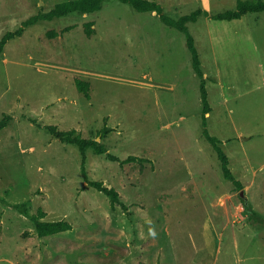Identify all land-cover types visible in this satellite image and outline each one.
<instances>
[{"label":"rangeland","instance_id":"374dc122","mask_svg":"<svg viewBox=\"0 0 264 264\" xmlns=\"http://www.w3.org/2000/svg\"><path fill=\"white\" fill-rule=\"evenodd\" d=\"M59 1L0 0V38ZM155 1L173 18L236 5ZM187 24L206 77L208 130L242 188L223 177L202 134L183 32L120 0L41 19L0 52V117L9 115L0 128V264H264V225L247 220L239 195L264 217V10ZM76 78L89 81L90 98ZM49 125L144 160L120 163L88 148L84 176L78 147ZM89 180L116 189L120 202L112 206ZM16 202L71 229L38 236Z\"/></svg>","mask_w":264,"mask_h":264},{"label":"trees","instance_id":"16d2710c","mask_svg":"<svg viewBox=\"0 0 264 264\" xmlns=\"http://www.w3.org/2000/svg\"><path fill=\"white\" fill-rule=\"evenodd\" d=\"M104 0H62L56 2L53 7L46 11H39L25 20H22L20 25L14 30L6 31L0 38V52L3 50L6 42L15 36H19L23 33L24 28L36 23L41 19H53L57 16H62L68 14L72 11H81L83 13L91 12L97 10L101 7L102 2ZM123 3H128L137 11H155L159 18L169 26L176 28L177 30L183 32L186 38V45L191 55V63L192 68L199 77V91H200V99L202 103L201 109V125H202V134L204 138L212 145L214 150L216 151L217 157L220 161L222 175L225 179L230 180L235 187L242 188L241 180L237 179L230 166L229 159L225 151L221 146V139L219 137L211 134L207 127V113L211 110V106L208 101V93L206 88V77L204 76V72L201 68V61L199 57L198 49L195 45V40L192 33L189 31L188 22L196 21L198 17L203 14L212 19H233L239 18L243 16L245 13L249 11H261L264 10V0H236V5L234 8L226 9L224 11H219L216 13H209L207 10L197 7L191 10L188 13L180 15L178 18H173L166 13L163 12L162 6L155 0H120ZM93 22L87 21L85 23V33L87 35H91L94 32V28H92ZM69 27H66L67 30ZM63 31V30H62ZM57 31L49 30L47 31V35L53 37L57 35ZM75 84L77 89L84 94L86 98H90V83L87 80L76 78ZM9 119V115L4 114L0 117V128L6 126L7 121ZM49 131L53 136L58 138L59 140L67 143L75 144L82 156L81 169L84 176L86 175L84 162L86 158V150L88 148H92L96 153H106L107 158L110 160H117L120 163L130 162V161H143L144 158L129 154L125 158H120L110 152L107 151L106 146L93 139L86 138L81 136V134L74 128L72 129H58L54 125L48 126ZM110 130V127L106 124L99 130L100 133L106 134ZM88 183L98 190L103 191L107 196H109L112 206L114 204L119 203V194L116 189L113 187H108L103 184L100 180H89ZM5 201V199H4ZM242 206L244 211L247 213V220L252 223L259 222L264 225V217H261L254 209H252L251 205L241 199ZM11 206L16 208L26 216H29L33 221L35 232L38 236H45L50 234H55L64 230L71 229V223L65 219H55V220H45L43 216L45 212L42 209H39L37 214H28L27 209L25 207L24 202H16L10 203Z\"/></svg>","mask_w":264,"mask_h":264},{"label":"water","instance_id":"95a60500","mask_svg":"<svg viewBox=\"0 0 264 264\" xmlns=\"http://www.w3.org/2000/svg\"><path fill=\"white\" fill-rule=\"evenodd\" d=\"M239 195H240V197H242V199H244L245 201H247L246 196L244 195L243 189L240 190Z\"/></svg>","mask_w":264,"mask_h":264}]
</instances>
